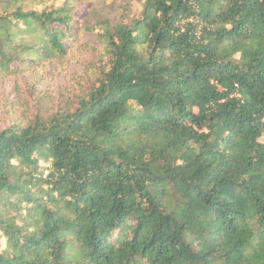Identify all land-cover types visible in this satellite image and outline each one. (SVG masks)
Listing matches in <instances>:
<instances>
[{"label": "trees", "instance_id": "trees-1", "mask_svg": "<svg viewBox=\"0 0 264 264\" xmlns=\"http://www.w3.org/2000/svg\"><path fill=\"white\" fill-rule=\"evenodd\" d=\"M57 1L0 0V84L71 57ZM87 1L98 61L0 133V264H264V0Z\"/></svg>", "mask_w": 264, "mask_h": 264}, {"label": "rangeland", "instance_id": "rangeland-1", "mask_svg": "<svg viewBox=\"0 0 264 264\" xmlns=\"http://www.w3.org/2000/svg\"><path fill=\"white\" fill-rule=\"evenodd\" d=\"M114 0H107L108 4ZM128 5L127 18H138L143 11L144 0H123ZM99 2V1H98ZM97 2V3H98ZM121 1H117V6ZM92 1H85L77 11V21L74 26L76 40H70L69 46H73L71 57L61 65L45 64L40 70L5 81L0 84V133L12 127L17 118L24 114V107L16 103L28 101L36 105L37 99L45 97L49 102L57 101L59 94L73 83L72 77H84L85 64L98 61L94 52L79 50L77 45L80 42H88L97 46L96 34L86 31L87 23L95 26L96 20L91 17ZM63 4V0L57 1V5ZM99 6V5H98ZM36 91L35 93H33ZM14 104V105H13Z\"/></svg>", "mask_w": 264, "mask_h": 264}]
</instances>
